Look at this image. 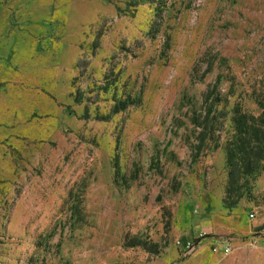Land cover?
Returning <instances> with one entry per match:
<instances>
[{
	"label": "rangeland",
	"instance_id": "1",
	"mask_svg": "<svg viewBox=\"0 0 264 264\" xmlns=\"http://www.w3.org/2000/svg\"><path fill=\"white\" fill-rule=\"evenodd\" d=\"M237 108L264 0H0V264H264V169L224 204Z\"/></svg>",
	"mask_w": 264,
	"mask_h": 264
},
{
	"label": "trees",
	"instance_id": "2",
	"mask_svg": "<svg viewBox=\"0 0 264 264\" xmlns=\"http://www.w3.org/2000/svg\"><path fill=\"white\" fill-rule=\"evenodd\" d=\"M120 110L122 108L115 111ZM261 118L263 120L241 108H237L232 117L235 132L227 146V164L230 167L224 197L227 208L237 206L244 196L240 190L264 169V118Z\"/></svg>",
	"mask_w": 264,
	"mask_h": 264
},
{
	"label": "crops",
	"instance_id": "3",
	"mask_svg": "<svg viewBox=\"0 0 264 264\" xmlns=\"http://www.w3.org/2000/svg\"><path fill=\"white\" fill-rule=\"evenodd\" d=\"M206 226H208V224H206ZM234 227L231 225H225L223 227L220 228L219 232L221 233H226L230 230H233ZM237 229H240L241 231H243L244 233L247 231L246 228H244V225L241 224L240 226L237 227ZM201 230V228L199 226H191L190 228H188L185 233L182 235V241L183 243H189L191 242L192 239L197 238L199 236V231ZM208 230H212V228L208 229ZM202 243V241H200V244ZM204 249V246L200 245L199 249L197 250L196 254H201L202 251Z\"/></svg>",
	"mask_w": 264,
	"mask_h": 264
},
{
	"label": "built area",
	"instance_id": "4",
	"mask_svg": "<svg viewBox=\"0 0 264 264\" xmlns=\"http://www.w3.org/2000/svg\"><path fill=\"white\" fill-rule=\"evenodd\" d=\"M250 216H251L252 218H255V212H251V213H250ZM187 247L192 249V248L194 247V244H192V242H189L188 245H187ZM217 250H218V247L215 248V251H217ZM230 250H231V249H230L229 245L226 244V245H225V249H224L225 253L228 254V253L230 252Z\"/></svg>",
	"mask_w": 264,
	"mask_h": 264
}]
</instances>
